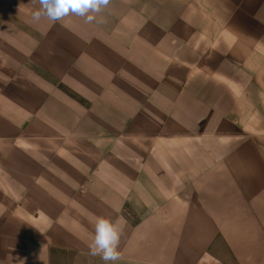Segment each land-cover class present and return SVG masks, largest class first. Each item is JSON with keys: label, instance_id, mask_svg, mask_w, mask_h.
I'll return each instance as SVG.
<instances>
[{"label": "crops", "instance_id": "crops-1", "mask_svg": "<svg viewBox=\"0 0 264 264\" xmlns=\"http://www.w3.org/2000/svg\"><path fill=\"white\" fill-rule=\"evenodd\" d=\"M0 0V264H264V0ZM103 20L102 23L97 21Z\"/></svg>", "mask_w": 264, "mask_h": 264}, {"label": "clouds", "instance_id": "clouds-1", "mask_svg": "<svg viewBox=\"0 0 264 264\" xmlns=\"http://www.w3.org/2000/svg\"><path fill=\"white\" fill-rule=\"evenodd\" d=\"M110 0H40L41 8L32 13V19L39 21L41 17L56 22L68 15L85 18V23H92L96 16L89 13H100L108 6ZM102 23L103 20L97 21ZM121 229L110 219L97 217L95 220V235L89 243L92 256H99L105 264L118 261L121 253L118 250Z\"/></svg>", "mask_w": 264, "mask_h": 264}, {"label": "rangeland", "instance_id": "rangeland-1", "mask_svg": "<svg viewBox=\"0 0 264 264\" xmlns=\"http://www.w3.org/2000/svg\"><path fill=\"white\" fill-rule=\"evenodd\" d=\"M94 261H96L95 259H92V260H90V262L88 261V264H105V262L103 261V262H99V261H97L98 263H96V262H94ZM84 264V263H83ZM109 264H112L111 262H109Z\"/></svg>", "mask_w": 264, "mask_h": 264}]
</instances>
